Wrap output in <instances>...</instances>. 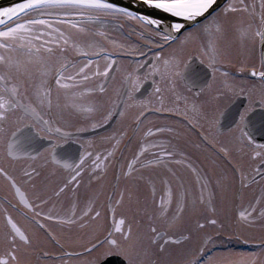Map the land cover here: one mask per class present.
Masks as SVG:
<instances>
[{"label": "flooded vegetation", "instance_id": "af4514ba", "mask_svg": "<svg viewBox=\"0 0 264 264\" xmlns=\"http://www.w3.org/2000/svg\"><path fill=\"white\" fill-rule=\"evenodd\" d=\"M242 5L168 33L115 7L118 33L0 25V264H264V14Z\"/></svg>", "mask_w": 264, "mask_h": 264}, {"label": "water", "instance_id": "95a60500", "mask_svg": "<svg viewBox=\"0 0 264 264\" xmlns=\"http://www.w3.org/2000/svg\"><path fill=\"white\" fill-rule=\"evenodd\" d=\"M25 0H0V23L2 21L7 20V12L17 4H20ZM103 3L109 4L111 6L120 8L128 13H131L133 15H136L137 17L141 18L145 22H149L150 19H152L154 22H156L157 28H159L160 31L164 33H168L166 30L167 28V21L168 15H166V18L161 14V12L155 7V3H151L144 0H99ZM226 0H214L213 3L198 17L190 18L189 20L179 21L183 22V28H187L189 26L194 25L195 23L199 22L200 20L206 18L209 16L212 12H214L216 9H218ZM40 3V1H39ZM41 4L34 3L31 5H26L23 10L19 11L15 14V16L22 14L23 12H26L36 6H39ZM167 12V11H166ZM170 18V17H169ZM177 20V19H174ZM262 52L264 55V32L262 37ZM228 118V113L225 114L224 119L226 120ZM224 120V121H225Z\"/></svg>", "mask_w": 264, "mask_h": 264}, {"label": "bare ground", "instance_id": "6f19581e", "mask_svg": "<svg viewBox=\"0 0 264 264\" xmlns=\"http://www.w3.org/2000/svg\"><path fill=\"white\" fill-rule=\"evenodd\" d=\"M40 1V3H39ZM214 0H174V1H160L155 2V7L163 14L166 18V15L173 17L169 21L177 19L174 24L170 26L172 28H177L179 26V21L189 20L193 17H198L213 3ZM34 3L45 4V6H88L96 7L101 9H110L114 8L109 4L103 3L99 0H25L20 4L14 5L8 12L7 16H12L23 10L27 5ZM168 11V12H166ZM150 21L153 22L152 19ZM156 24V22H155ZM1 33V32H0Z\"/></svg>", "mask_w": 264, "mask_h": 264}, {"label": "rangeland", "instance_id": "374dc122", "mask_svg": "<svg viewBox=\"0 0 264 264\" xmlns=\"http://www.w3.org/2000/svg\"><path fill=\"white\" fill-rule=\"evenodd\" d=\"M149 1H152V0H149ZM161 1H173V0H161ZM237 1H242L243 2V5H242V8L239 9V10H236L235 13H237L238 11H240L239 13H242L243 14V18L244 17H247V18L250 19V21H249L250 23H251V20L253 18V13L263 12V14H264V0H250V1L249 0H237ZM249 2H251V3H249ZM52 9L53 10H57L58 9V10H66V11H69V12H71L70 14H74L72 17H79V16H83L85 14L86 15H89V16L95 17V18L90 19L87 22V25H88L89 28H99V29H102L103 27H107L108 26L109 29L116 30L117 33L120 31L119 30L120 29L119 28L120 26L117 23H109L108 24L106 21H102L101 20V16L106 15L105 12L104 13L102 12V11H104V9H101V8H96V7H91L90 8L88 6H62V7H53V8H42V11H47V10H52ZM253 11H256V12H253ZM37 12H38V10H34L29 15L36 14ZM115 14H118V13H115ZM115 14L109 13L108 15L109 16L110 15H113V17H114V16H116ZM118 15H120L121 17L125 16L123 14H118ZM258 17H260V16H258ZM263 17H264V15H263ZM252 22H253V20H252ZM83 24H84L83 21L80 22V23L79 22H76V27H79L80 25H83ZM32 27L33 28H36L37 25L36 24H33ZM244 29H245V31H244ZM248 30H250V31L252 30V32H255V34H257L259 29H257L254 24H251V25H248L247 24V26L244 27V23H243V27H242V30H241L243 32V36H244V32H248ZM0 35L1 36L4 35L3 31H2V34H0ZM99 38H101L100 35L97 36V39H99ZM28 44H31V41H30V43L28 42ZM143 52L144 51H140V54H142ZM255 215H256V211L255 210H252V218H255ZM259 254L260 255H264V251H260ZM229 258H230L229 255L227 257L224 256V255H220L219 258H218L217 264H230L227 261V260H229ZM214 264H216V263H214Z\"/></svg>", "mask_w": 264, "mask_h": 264}]
</instances>
